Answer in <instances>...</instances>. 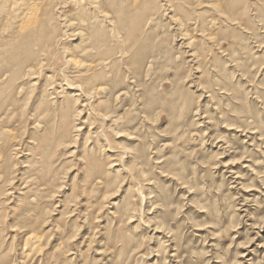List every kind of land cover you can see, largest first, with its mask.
<instances>
[{
  "label": "rangeland",
  "instance_id": "obj_1",
  "mask_svg": "<svg viewBox=\"0 0 264 264\" xmlns=\"http://www.w3.org/2000/svg\"><path fill=\"white\" fill-rule=\"evenodd\" d=\"M64 1L71 25L79 9ZM153 1L147 23L125 12L132 41L113 8L88 7L95 19L77 27L101 28L107 55L84 54L85 33L63 22L61 46L85 66L59 52L56 65L24 66L13 95L30 105L0 122L13 132L1 135V152L15 179L0 211L3 264H264L263 5L248 0L251 18L216 25L212 54L188 45L199 40L195 22ZM199 1L207 13L225 0ZM64 124L78 129L75 142L53 143L42 158V139ZM29 214L33 228L19 224ZM34 229L43 254L25 249Z\"/></svg>",
  "mask_w": 264,
  "mask_h": 264
},
{
  "label": "bare ground",
  "instance_id": "obj_2",
  "mask_svg": "<svg viewBox=\"0 0 264 264\" xmlns=\"http://www.w3.org/2000/svg\"><path fill=\"white\" fill-rule=\"evenodd\" d=\"M190 1L191 0H162L164 4L163 6L169 7L167 8V10L170 11L172 15L174 14V19L181 20L177 15V12H180L181 15H184L183 19H185L187 22H195V24L193 25V30L196 32L199 40H196V38L190 39V41L188 40V45L193 46L195 44V41H198L199 43L197 44V46L198 48L200 47L199 51L205 50L207 49V46H210V51L213 54V48L219 47L221 45L222 40L220 39V35L218 34L219 32H214V28H216V25L223 24L230 28L232 27L231 25H233L231 24V22L234 20H238L237 24H243V20H246L247 17L248 19L251 18L249 13L246 12L247 9L245 4H247L248 0H225L221 3H218L216 1L209 2L208 5H205V7L207 9H210V12L207 11V13L213 14V17L211 19L208 18V14L206 13V11H200V6H203L200 1L198 3H194V0L192 2L193 4L191 3V11L194 12V15L190 14V10L188 8ZM254 1H257L260 5H263L261 6L260 10L264 9V0ZM74 2L78 6L79 14L74 15L75 23L67 25V20L63 19L62 13V5L67 4L64 0H0V122H2L3 120L8 121L10 119L8 115L12 107L14 108V106H19L20 103L23 102L27 105H30L28 99L19 100L18 96L13 95L14 87H17L16 82L19 79V75L27 69H25L26 64L32 62L35 66L41 67L40 65L44 64L46 62L45 59L47 58V60L50 61L52 65H56L57 61H60V58L58 59L57 54V52H59L63 55L62 61L65 65L73 64L77 68L85 66L80 59V54H71L70 48L66 50L65 48H63V46H61L63 40L60 41L59 37L67 36V33L63 34L61 31V27L64 29L62 25L63 22L66 23L65 27L67 29L74 28L73 32L75 33H85V35L81 38L82 43H88V47L90 50L83 51L84 54L88 52L96 53V55L98 56H104L110 52L106 51L105 49H101L103 47L101 44L104 35L102 33L103 30L98 27L90 26V24L87 25L86 29H80L77 27V23L86 24L90 20L95 19L94 15L89 16V13L87 11L88 7L94 5L96 9H101L103 5H108L109 9L113 8V16L118 20V23L114 27H117V29L120 31L127 30L128 36L126 39H131L132 41L133 33L136 29L129 27V14H126L125 12L130 9L129 12L131 13V16H133V19L138 20L142 18V21L144 23H147L150 20L149 10L151 8L149 7L151 6V3L157 1L74 0ZM198 7L199 9L197 11V9L195 8ZM256 8L259 12V8L257 6ZM262 20L264 22V16H261V19L259 21L262 22ZM75 27H77L78 29H76ZM184 32V35L186 36L191 31L186 29L184 30ZM109 50L112 51V49ZM195 51L191 52H193L194 54ZM117 61L115 60L114 63L117 64ZM84 81L89 83V78L85 79ZM65 83L70 85L69 82ZM72 88H74L75 91L78 92L77 87L73 86ZM78 88H80L83 92L81 86H78ZM38 110L39 109H37V111ZM24 111H26V109ZM66 111V113H70L71 109L69 105L67 106ZM76 112L79 115L81 114V111L77 110L75 111V113ZM77 132L78 129L75 127L73 133H71L66 124H64L63 127L58 130L53 129L52 132L49 133L48 137H43L44 139H42L40 150V155L42 156V158L46 157V160L49 159L48 147H51L50 145L53 143H56L58 145H68L74 143ZM4 133L11 134L13 132L0 131V211L3 209V207H5L6 202H9L8 196L10 195H8V189L11 188L12 183L15 181V179L12 178L13 169L11 168V164L9 162L4 163L2 160L3 154L1 150L8 148V143H3V138L1 137V135H3ZM3 137L5 138V136ZM8 141L11 142L13 140ZM42 158L40 160L43 161ZM35 160L37 161V158ZM43 182L44 184H42L40 187H46L47 180H44ZM7 185L8 189L6 190ZM37 218V215L33 216L32 214H29L28 216L20 218L19 224H23L28 228H33L34 221H36ZM1 223L2 221L0 219V225ZM12 228H14L13 232H21V230L17 227L13 226ZM43 240L44 236L34 229L31 231L29 237L25 241V249L31 248V251H33L34 249H38V253L43 254L45 251ZM28 257H30V255H28ZM4 262L5 261H3L2 256H0V264H3Z\"/></svg>",
  "mask_w": 264,
  "mask_h": 264
}]
</instances>
